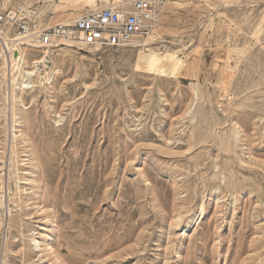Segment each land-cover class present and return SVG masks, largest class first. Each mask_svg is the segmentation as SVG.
<instances>
[{
  "label": "rangeland",
  "instance_id": "374dc122",
  "mask_svg": "<svg viewBox=\"0 0 264 264\" xmlns=\"http://www.w3.org/2000/svg\"><path fill=\"white\" fill-rule=\"evenodd\" d=\"M151 2L148 40L58 46L16 116L0 78V264H264V0Z\"/></svg>",
  "mask_w": 264,
  "mask_h": 264
},
{
  "label": "built area",
  "instance_id": "2783aa9c",
  "mask_svg": "<svg viewBox=\"0 0 264 264\" xmlns=\"http://www.w3.org/2000/svg\"><path fill=\"white\" fill-rule=\"evenodd\" d=\"M34 11L24 2L0 0V47L8 56V44L39 53L45 62L62 41L77 42L96 51L127 46L156 15L151 0L99 7L82 13L72 23L55 25L40 24ZM38 60L30 62L40 69L43 63Z\"/></svg>",
  "mask_w": 264,
  "mask_h": 264
},
{
  "label": "bare ground",
  "instance_id": "6f19581e",
  "mask_svg": "<svg viewBox=\"0 0 264 264\" xmlns=\"http://www.w3.org/2000/svg\"><path fill=\"white\" fill-rule=\"evenodd\" d=\"M15 1L19 2V0H15ZM61 1L62 3L57 5L53 9L54 14L52 16L49 14V12H47L45 9H42L40 7V8H35L34 17L38 21H43V17L46 16L47 23H50L52 25L59 23H66V22L72 23L73 20L75 19V17H72V15L75 12L74 5L79 0H61ZM82 1L90 5V8L95 9L96 6H98L94 4L93 0H82ZM100 1L102 2L101 5H103L104 0H100ZM131 1L132 0H115V2L110 5L130 3ZM24 2L31 4L30 0H24ZM155 21H156V15L153 21L147 25L149 31L148 32L146 31V36L142 38V42L148 40L152 36V34L156 31ZM75 44L79 45L80 43L62 41L60 42V44H58V46L64 45L67 48H71ZM7 46L9 49V56L6 54V51L0 49V78L2 82H6L5 84L6 89L4 88V90L5 93L10 94V97L12 98L10 108H11V112H13V116H16L17 106L19 104L24 105V98H23V94L25 93L24 91L30 88L51 89L53 87L52 85L53 79L56 74L60 73V69L58 68V65L53 64V58L50 57L49 60L51 61V63L50 65H47L46 62L44 61L43 56L41 55L38 61L42 62L43 67L45 68L48 67L49 70L46 71L42 69L44 76L43 79H41L39 78L41 74V68L39 69L38 67L31 65L32 61L30 62V59H28L25 56L27 49H23V47H21L20 45L18 46L14 44L13 45L8 44ZM15 139L16 136H13V141H15ZM14 143L11 145L12 165L15 164L17 160V153ZM0 204H1V199H0Z\"/></svg>",
  "mask_w": 264,
  "mask_h": 264
}]
</instances>
